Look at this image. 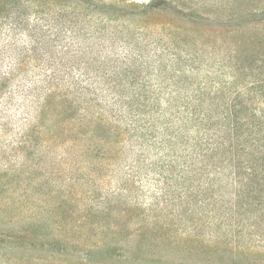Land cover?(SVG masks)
Masks as SVG:
<instances>
[{
    "label": "rangeland",
    "instance_id": "1",
    "mask_svg": "<svg viewBox=\"0 0 264 264\" xmlns=\"http://www.w3.org/2000/svg\"><path fill=\"white\" fill-rule=\"evenodd\" d=\"M153 1L121 0L119 3L127 4L129 10L119 19L100 24L97 32L92 22L78 38H69L67 33L60 40L41 42L35 51H26L30 56L24 60L17 59L30 46L27 30L11 34L6 26L0 28V264H80L86 254L91 260L100 258L104 230L121 220L123 214L126 224L135 222L137 206L145 208V213L152 208L153 216L146 219L166 225L174 235H178V225L186 230L196 226L206 239L223 233V227L214 224L222 221L221 204L216 211L210 200L215 193L201 187L212 179L211 170L202 172L196 164L188 172L181 166L194 153L190 139L187 153L179 145L178 110L181 112V102L195 93L205 77L214 76L217 63L228 60L224 58L225 46L215 41L225 24L194 25L171 6L149 18H138L130 11ZM168 2L178 7V0ZM193 2L207 4L198 11L210 18L228 14L231 5L241 0H186L184 10ZM218 2L230 8L223 11L210 6ZM78 16L83 18L84 14ZM29 20L34 22L35 16ZM0 21L5 22L2 16ZM47 34L38 32L37 36L46 40ZM178 60H193L195 66L188 69L187 64L180 63L185 69L182 82H178ZM121 61L131 66L141 61L147 66L139 71L147 85L140 88L134 82L128 86L130 69H125ZM85 64L87 74L80 76L76 66ZM115 64L119 69H113ZM49 76H56L57 88L69 94L79 110L86 106V99L97 96L99 110L110 120H116L110 93L130 94L139 87L137 91L145 95L157 94L151 105L139 101L143 114L153 116L146 139L142 142L135 135L126 138L121 152L105 160L99 149L88 152L86 142L66 141L64 133L48 138L52 130L42 126L22 141L20 134L30 131L39 109L29 90L36 84L38 96H42L44 80ZM215 78L223 76L219 73ZM74 82H80L83 90ZM136 104L138 100V108ZM88 109L91 113L97 110L95 106ZM178 174H183V184L193 189L183 203L188 215L180 218L178 186L182 180ZM13 233L21 235L8 237ZM138 254L137 261L102 260L104 264H178V246L146 248ZM149 255L151 259H147ZM193 262L197 264L198 260Z\"/></svg>",
    "mask_w": 264,
    "mask_h": 264
},
{
    "label": "trees",
    "instance_id": "2",
    "mask_svg": "<svg viewBox=\"0 0 264 264\" xmlns=\"http://www.w3.org/2000/svg\"><path fill=\"white\" fill-rule=\"evenodd\" d=\"M119 2L121 0H0V16L5 20L0 21V28L6 26V32L11 34L27 30L30 46L19 56L22 58L17 59L24 60L30 56L26 51H35L41 42L60 40L67 33L69 38H78L92 22L97 32L100 24L119 19L123 12L129 10L127 4ZM166 6H171L194 25H213L218 21L225 24V29L215 41L225 46L227 56L224 58L228 60H220L213 71L214 76L205 77L195 93L181 102V112L178 110L179 145L182 144L181 150L187 153V141L190 139L194 153L181 166L188 172H192L196 164H200L202 172L211 170L212 179L201 187L215 193L210 200L216 211L221 204L219 215L222 221L217 220L214 224L217 228L223 227V233L220 236L212 234L206 239L196 226L186 230L178 225V235H174L166 230V225L146 219L145 216H153L152 208L149 209L151 213H145V208L137 206L139 214L135 215V222L126 224L123 214L121 220L104 230L105 237L99 245L102 250L100 258L91 260L86 254L79 263L104 264V258L137 261L140 259L136 257L138 253L146 248L178 246V264H194L193 259L198 260L197 264H225V260H231L230 264H259L264 260V0H241L231 5L233 8L228 14L210 18L198 11L200 6L207 4L193 2L184 10L186 0H178V7L168 0H154L130 11L138 18H149L163 13ZM210 6L223 11L230 8L221 2ZM108 8L113 11L108 12ZM80 13L90 19L79 18ZM30 16H35L34 22H30ZM38 32L48 33V38H39ZM192 61L178 60V82L185 80V69L180 63L187 64L188 69H195ZM123 65L130 69L128 86L134 82L140 88L147 85V80L139 74L147 66L141 61L133 63V66ZM115 67L119 69L120 66L115 64L113 69ZM76 68L80 76L87 74L86 64ZM219 73L223 78L216 79ZM44 81L42 96H38L36 84L29 90L35 96L39 109L30 131L20 134L22 141H27L30 132L42 126L52 130L48 138H58L64 133L66 141L78 139L86 142L85 150L88 152L99 149L100 157L105 160L121 152L126 138L135 135L141 137L142 142L146 139L145 133L153 122V116L143 114L139 101L142 100L144 106L151 105L158 98L157 94L145 95L137 91L139 87L130 94L110 93L109 99L115 104L112 117L116 119L110 120L99 110L97 96L86 99V106L79 110V105H73L69 94L57 88L59 80L56 76H49ZM74 83L83 90L80 82ZM87 106H95L97 110L91 113ZM190 133L194 135L191 137ZM178 176L182 180L178 186L180 218L188 215L183 203L190 196L187 193L193 189L183 184V174ZM19 235L13 233L8 237L16 239ZM151 258L149 255L147 259Z\"/></svg>",
    "mask_w": 264,
    "mask_h": 264
}]
</instances>
